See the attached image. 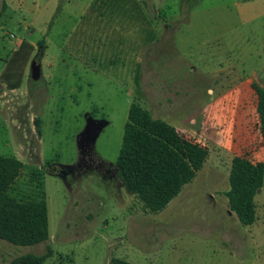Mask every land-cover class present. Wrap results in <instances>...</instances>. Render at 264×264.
<instances>
[{"label": "rangeland", "instance_id": "1", "mask_svg": "<svg viewBox=\"0 0 264 264\" xmlns=\"http://www.w3.org/2000/svg\"><path fill=\"white\" fill-rule=\"evenodd\" d=\"M2 4L0 156L23 165L13 197L45 198L49 238L30 246L0 239V264L47 246L53 254L43 264H264V181L256 218L242 225L225 196L240 150L218 137L234 124L230 112L237 145L246 144L250 84L264 86V0ZM131 104L207 152L156 212L116 175Z\"/></svg>", "mask_w": 264, "mask_h": 264}, {"label": "trees", "instance_id": "2", "mask_svg": "<svg viewBox=\"0 0 264 264\" xmlns=\"http://www.w3.org/2000/svg\"><path fill=\"white\" fill-rule=\"evenodd\" d=\"M4 8L5 4H2L0 15ZM250 87L254 104L252 109L247 110L250 119L248 133L242 132L246 144L237 145L238 135L235 132L238 117L233 119L235 115L230 112L226 117L232 118L234 126L222 132L226 137L229 131V141L235 150H240L230 161L229 188L225 196L229 210L236 214L242 225L254 222V196L264 181V86L251 83ZM241 108L240 112H246ZM134 112L143 117L141 122L132 117ZM129 114L115 160L116 175L144 208L156 212L163 209L202 167L206 151L185 143L176 137L171 126L150 119L148 112L134 104L130 105ZM34 122L39 131V119ZM22 167L17 158L0 156V239L14 245L30 246L48 240V211L44 197L19 200L9 193ZM52 254V248L47 246L42 254L26 253L13 258L9 264H43ZM110 264L138 263L112 257Z\"/></svg>", "mask_w": 264, "mask_h": 264}, {"label": "water", "instance_id": "3", "mask_svg": "<svg viewBox=\"0 0 264 264\" xmlns=\"http://www.w3.org/2000/svg\"><path fill=\"white\" fill-rule=\"evenodd\" d=\"M40 56L41 53L38 52V54L34 56L30 63V70L33 78H37L40 75Z\"/></svg>", "mask_w": 264, "mask_h": 264}, {"label": "crops", "instance_id": "4", "mask_svg": "<svg viewBox=\"0 0 264 264\" xmlns=\"http://www.w3.org/2000/svg\"><path fill=\"white\" fill-rule=\"evenodd\" d=\"M168 39H169V38H168ZM168 39L165 40V41H168ZM190 68H192V67H190ZM208 90H210V89H208ZM208 92H209V91H208ZM227 133H228V134L226 135V137L228 138V140H230V139H231L230 132L227 131ZM217 134H218V132H215V135H217ZM219 134H220V133H219ZM222 135H223V134H221V136H218V137H219L220 139H223V138H222ZM223 137H224V135H223ZM219 138H218V139H219ZM220 141L222 142V140H220ZM206 153H207V152H206ZM137 199H138V198H137ZM138 200H139V199H138ZM139 201H140V200H139ZM140 203L142 204V202H140ZM142 205H143V204H142Z\"/></svg>", "mask_w": 264, "mask_h": 264}]
</instances>
